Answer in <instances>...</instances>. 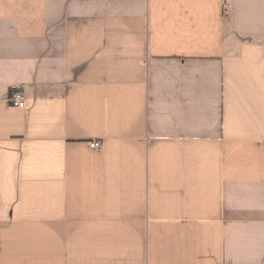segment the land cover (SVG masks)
Masks as SVG:
<instances>
[{"label": "crops", "instance_id": "0c3cea01", "mask_svg": "<svg viewBox=\"0 0 264 264\" xmlns=\"http://www.w3.org/2000/svg\"><path fill=\"white\" fill-rule=\"evenodd\" d=\"M0 264H264V0H0Z\"/></svg>", "mask_w": 264, "mask_h": 264}, {"label": "built area", "instance_id": "2783aa9c", "mask_svg": "<svg viewBox=\"0 0 264 264\" xmlns=\"http://www.w3.org/2000/svg\"><path fill=\"white\" fill-rule=\"evenodd\" d=\"M9 102H10V106L15 107V108H21L22 109V108L26 107V99L21 92H14L13 94H11ZM100 146L101 145L99 142H93L90 145V148L97 149Z\"/></svg>", "mask_w": 264, "mask_h": 264}]
</instances>
